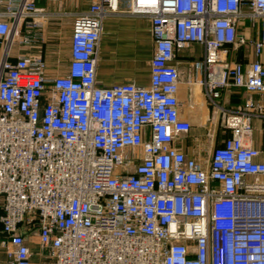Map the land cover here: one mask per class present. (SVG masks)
Segmentation results:
<instances>
[{"label":"built area","instance_id":"obj_1","mask_svg":"<svg viewBox=\"0 0 264 264\" xmlns=\"http://www.w3.org/2000/svg\"><path fill=\"white\" fill-rule=\"evenodd\" d=\"M89 1L73 18L64 75L47 77L40 56L11 59L5 45L4 264H32L31 234L46 252L38 264H264V149L245 142L264 118V0ZM120 2L151 23L146 87L95 83L102 21ZM44 12L34 0H0V43ZM191 46L200 61L188 84L218 122L211 141L229 134L197 156L181 148L192 123L178 98V54ZM233 90L258 99L229 110L223 94Z\"/></svg>","mask_w":264,"mask_h":264},{"label":"crops","instance_id":"obj_2","mask_svg":"<svg viewBox=\"0 0 264 264\" xmlns=\"http://www.w3.org/2000/svg\"><path fill=\"white\" fill-rule=\"evenodd\" d=\"M34 2L37 7L45 10L43 16L34 20L38 22V27H30L29 23L32 22L25 20L17 31H12L9 38L0 43V67L4 59L5 45L9 42L11 59L21 56L32 59L40 56L45 64L44 72L47 77L64 75L70 59L73 18L86 12L90 1L34 0ZM119 9V12L108 14L102 21L97 46L95 83L99 87L125 83L146 87L150 80V61L154 53L150 20L148 17L123 13L124 2H120ZM26 36L30 37L31 41L28 44H22ZM195 50L199 49L195 47ZM189 61L186 55L178 54L177 66L181 76L178 95L180 114L183 119L192 123V129L184 136L181 148L188 156H197L200 154L201 143L192 130L196 116H199L201 120L206 119L207 107L200 88L196 91L194 85L188 84L189 80H193L189 76ZM253 99L257 100L258 96L242 90L228 91L223 94V101L229 110L237 107L244 108ZM190 104L192 106H189ZM251 124L254 132L252 137L245 139V142L263 150L264 118H254ZM228 135L227 132L224 135L219 133L221 138ZM27 244L31 252L30 263L38 264L43 260L46 252H40L37 235L28 236ZM6 246L5 237L0 233V255L4 261Z\"/></svg>","mask_w":264,"mask_h":264},{"label":"rangeland","instance_id":"obj_3","mask_svg":"<svg viewBox=\"0 0 264 264\" xmlns=\"http://www.w3.org/2000/svg\"><path fill=\"white\" fill-rule=\"evenodd\" d=\"M248 52H249L248 47L242 48V59H245L244 56L248 57L247 56ZM180 54L186 55L190 59L189 69H191L193 64H196L200 61L199 50L198 51L195 50V48L192 46L189 48L183 49ZM206 107H207V109L205 111L206 119L204 118L203 120H201L199 118V116H196L195 117L196 121L194 123L193 130H192L193 133H196L197 139L201 143L199 150L203 155L208 154L210 149L219 146V144L221 142V137L219 136V134H218L216 140H214V142L211 141L214 129L218 128V122H217L216 114L212 110L211 106H209L206 103ZM206 129L209 130V132H208L209 135L207 134ZM203 135H204V137H202ZM195 138L196 137H194V139ZM194 139H192V140L194 141ZM0 264H4V260L1 257V255H0Z\"/></svg>","mask_w":264,"mask_h":264},{"label":"bare ground","instance_id":"obj_4","mask_svg":"<svg viewBox=\"0 0 264 264\" xmlns=\"http://www.w3.org/2000/svg\"><path fill=\"white\" fill-rule=\"evenodd\" d=\"M194 89H196V91L199 90V86H198V84H195V85H194Z\"/></svg>","mask_w":264,"mask_h":264},{"label":"trees","instance_id":"obj_5","mask_svg":"<svg viewBox=\"0 0 264 264\" xmlns=\"http://www.w3.org/2000/svg\"><path fill=\"white\" fill-rule=\"evenodd\" d=\"M0 229H1V227H0Z\"/></svg>","mask_w":264,"mask_h":264}]
</instances>
